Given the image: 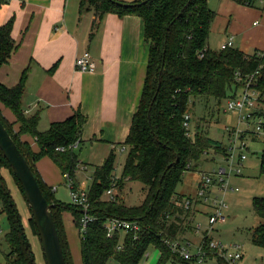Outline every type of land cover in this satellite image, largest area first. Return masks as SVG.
Returning <instances> with one entry per match:
<instances>
[{
  "label": "trees",
  "instance_id": "obj_1",
  "mask_svg": "<svg viewBox=\"0 0 264 264\" xmlns=\"http://www.w3.org/2000/svg\"><path fill=\"white\" fill-rule=\"evenodd\" d=\"M7 2L0 0L2 4ZM236 2L245 5L244 0ZM89 10L94 11L96 23L108 14L120 17L135 15L144 22L145 41L150 44L149 63L140 104L124 143L128 156L119 186L122 187L126 180H136L146 186L147 194L143 203L136 207L123 202H109L103 198L112 186L115 156L111 154L102 166L95 169L93 182L88 188L89 214L94 221L89 224L87 233L81 235L83 264H108L111 260L118 264H141L151 246L157 247L161 253L158 264H168L172 260L189 263L174 257L164 243L165 240L178 239L181 216H190L174 203L176 187L182 182L184 172L197 167L210 149L222 151L225 156L227 149L197 126L190 130L192 136L188 137L185 117L192 115V107L198 99L222 101L229 97L230 92L232 97L237 96V91L244 87L243 81H237L238 73L243 77L258 73L262 101L264 57L246 55L238 48H210L209 39L216 14L210 9L209 0H80V12ZM12 32L13 20L0 25V69L19 48ZM29 73L30 68L25 69L14 87L0 83V103L16 118L14 123H10L0 109V121L30 165L47 202L54 206L53 219L66 263L73 264L64 214L71 213L81 231L84 210L72 203L60 202L41 178L37 163L50 158L79 189L76 177L79 157L70 146L81 139L87 117L77 111L65 121L52 123L47 131L40 132L39 113L26 115L22 107ZM255 115L264 119V111L258 110ZM262 126L264 130V122ZM26 135L33 137L37 151L22 139ZM59 148H65V151L61 152ZM191 164L193 166L189 169ZM260 169L264 175V151ZM4 171L9 172L26 201L19 181L0 150V214H5L10 224L5 236L11 249L6 255L7 264H33L35 257L31 244ZM253 208L262 221L253 231L252 241L256 246L264 247V198H255ZM111 218L138 222L141 225L138 238L133 232H117L113 238H108L105 223ZM29 224L38 236L32 217Z\"/></svg>",
  "mask_w": 264,
  "mask_h": 264
},
{
  "label": "crops",
  "instance_id": "obj_2",
  "mask_svg": "<svg viewBox=\"0 0 264 264\" xmlns=\"http://www.w3.org/2000/svg\"><path fill=\"white\" fill-rule=\"evenodd\" d=\"M249 10H252L254 35L249 44L244 41L240 48L237 37L244 30L241 16L243 11ZM219 11L222 16L218 23V16L215 17L212 30L231 35L218 49L210 48L220 50L234 37L235 47L246 55L264 49V9L257 10L225 0L219 5ZM83 17L79 0H8L0 3V25L13 20L12 36L19 45L9 62L0 69V83L14 87L23 71L30 68L22 107L26 115L39 113L40 132L80 111L87 117L80 146L85 142L105 143L113 150L116 144L127 140L138 110L150 44L145 41L144 22L138 16L108 14L97 23L94 13L85 22ZM86 53L96 68L93 72L82 73L76 69L75 62ZM0 109L10 123L16 121L9 109ZM22 139L35 151L38 150L33 137L26 135ZM37 169L49 187L67 185L62 171L50 158L40 160ZM82 173L78 168L79 188L88 190L87 182L81 181ZM199 216L205 215L182 218L179 223L178 240L191 243L192 249L202 240L194 232V221ZM64 222L73 264H83L81 234L75 218L71 213H65Z\"/></svg>",
  "mask_w": 264,
  "mask_h": 264
},
{
  "label": "rangeland",
  "instance_id": "obj_3",
  "mask_svg": "<svg viewBox=\"0 0 264 264\" xmlns=\"http://www.w3.org/2000/svg\"><path fill=\"white\" fill-rule=\"evenodd\" d=\"M132 1V0H126ZM225 0H209V7L216 16H218L216 23L220 21L222 13L219 11V5ZM231 1V0H228ZM80 4V0H79ZM244 6V5H243ZM249 7V6H247ZM253 9H264V5L259 3ZM94 11H84V22L87 17L93 16ZM89 15V16H88ZM95 15V14H94ZM241 26L244 30L237 37V46L243 47V42L250 43L253 37L252 26V10L242 12ZM228 16L226 17V20ZM223 23V22H221ZM223 30V29H222ZM228 34V35H227ZM224 31H215L211 28L209 44L212 48L218 49L220 44L230 36V33ZM149 44V43H148ZM243 94V89L237 91V96ZM233 96L230 92L229 97ZM224 99L218 101L216 99H198L195 101V106L192 107L191 126L200 128L208 137L218 141L227 153H232L230 147L241 136L246 148L243 152L247 155V160L244 163L242 175L233 174L229 178V183L234 189H239L238 192L231 190L226 193H221V197L225 199L228 210L224 211L225 219L216 223L214 232L211 238L215 242L222 243L225 247L230 248L234 245L243 247L244 259L241 264H264V247L256 246L252 241L253 231L259 226L262 219L255 213L253 208V201L255 198H264V175L261 174V159L264 151V132H256L257 121L251 122V126L246 121L241 122V115L238 113H231L228 110V100ZM193 105V104H192ZM0 107L5 110V107L0 103ZM257 109L264 111V97L262 101L257 103ZM9 111V110H7ZM247 113V112H245ZM191 128V129H192ZM239 132V133H237ZM257 133V134H253ZM239 134V135H238ZM94 142H85L80 146L76 153L79 156V169H82L81 181H86L87 186L93 182L95 169L102 166L110 157L111 154L115 156V170L113 176L119 180L122 179L124 164L128 156V149L125 144H116L115 149L111 150L108 144H99ZM241 145V144H240ZM125 148V151L122 150ZM113 151V152H112ZM236 155L241 151L234 150ZM193 164L189 165L191 169ZM196 166V165H195ZM227 167L226 156L224 152H217L215 149H210L209 153L204 154L197 167L184 172L182 182L176 187L177 196L191 197L195 196L198 191V186L202 180L204 172H210L214 169ZM3 175L7 182V186L12 194L13 200L20 212L23 226L26 230L29 242L31 244L32 252L35 257V264H45L42 246L37 234L29 224L31 214L27 202L25 201L19 188L16 186L8 171H4ZM217 190H214V194ZM120 195V202H123L129 207L140 206L146 198L147 189L144 184L139 181L126 180L124 185L118 189ZM55 197L62 201V203H70V190L66 183L61 184L56 188ZM106 197L104 196L103 199ZM106 200V199H105ZM195 222L207 223L206 216H199ZM10 224L5 214H0V264H7L6 255L10 253V246L5 240L6 234L9 232ZM124 238V235H123ZM202 239V238H201ZM195 252V249H192ZM161 257L159 249L155 246L149 247L147 253L141 264H158ZM109 264H118L115 260H111ZM168 264H201L198 261L189 263H182L177 261H170ZM205 264H218L216 259L210 258Z\"/></svg>",
  "mask_w": 264,
  "mask_h": 264
},
{
  "label": "built area",
  "instance_id": "obj_4",
  "mask_svg": "<svg viewBox=\"0 0 264 264\" xmlns=\"http://www.w3.org/2000/svg\"><path fill=\"white\" fill-rule=\"evenodd\" d=\"M233 1L236 2L237 0ZM244 2V6L249 7L259 3L264 5V0H254V2L251 0H244ZM226 48H236L234 37H231L221 47V49ZM251 55H256L259 58H263L264 49L258 50ZM75 67L79 72L87 73L93 72L96 68V65L92 61L91 56L86 53L76 60ZM257 74L258 73L248 77H243L240 73L237 74V81L244 82L243 94L241 96L230 97L227 106L231 113H238L241 115V122L246 121V123L249 124V127H252L251 122L253 121L254 123L257 121L256 132H264L262 126L264 119L255 115L256 111H258L257 103L261 101L262 98V94L258 89L259 80ZM191 119V115H186L184 126L187 130H189L187 133L188 137L192 136V132L190 131L192 130ZM243 137L241 136V142L240 138H238L234 142V145L230 147L229 150L233 152L227 153V167L214 169L213 171L203 173L202 180L198 186V191L195 196H177L174 199L175 205L179 209H182L184 214L190 213V216L203 214L207 218L206 224L194 221V232L200 235L202 238L200 245L195 248V252L192 251L191 243H184L178 239L176 241H164V243L170 248L174 257L186 262L198 261L201 264H205L210 258L216 259L218 264L242 263L244 259L242 246L234 245L230 248L225 247L222 243L213 241L211 235L214 232L216 223L225 219L224 211L228 210L229 208L225 199L221 197V193H226L229 190L233 192L239 191V189H234L231 187L229 178L233 174L242 175L244 163L247 160V155L243 152V148H246V145L242 140ZM80 144L81 142L78 140L70 146V149L76 151L80 147ZM58 150L64 152L65 148H59ZM234 150H239L241 153L236 155ZM122 151L124 152L125 148ZM64 178L66 179L70 190L71 203L75 206L81 207L84 210L82 228L80 231V234L83 236L87 233L89 224L94 221V217L87 213L90 206L88 190L80 188L76 189L71 177L68 174H64ZM118 189H120L119 179L114 177L111 188L108 189L104 194L106 197L105 199L109 202H119L120 195L118 194ZM214 190H217L218 193L214 194ZM52 191L55 193L56 188H52ZM202 208H205L206 210L202 211ZM190 216L186 217L183 215L181 218L189 219L191 218ZM167 218L169 219L171 217L168 216ZM105 228L107 230L108 238H113L117 232H133L135 233V238H138L139 232L141 231V225L138 222L119 218L109 219L105 223Z\"/></svg>",
  "mask_w": 264,
  "mask_h": 264
},
{
  "label": "water",
  "instance_id": "obj_5",
  "mask_svg": "<svg viewBox=\"0 0 264 264\" xmlns=\"http://www.w3.org/2000/svg\"><path fill=\"white\" fill-rule=\"evenodd\" d=\"M0 150L24 192L42 246L45 264H67L53 219L54 206L47 202L30 165L1 121ZM32 261L35 264L33 259Z\"/></svg>",
  "mask_w": 264,
  "mask_h": 264
}]
</instances>
